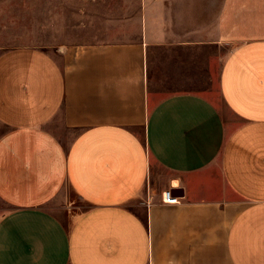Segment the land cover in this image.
<instances>
[{"label": "crops", "instance_id": "crops-1", "mask_svg": "<svg viewBox=\"0 0 264 264\" xmlns=\"http://www.w3.org/2000/svg\"><path fill=\"white\" fill-rule=\"evenodd\" d=\"M122 7L0 52V264H264V0Z\"/></svg>", "mask_w": 264, "mask_h": 264}, {"label": "rangeland", "instance_id": "rangeland-1", "mask_svg": "<svg viewBox=\"0 0 264 264\" xmlns=\"http://www.w3.org/2000/svg\"><path fill=\"white\" fill-rule=\"evenodd\" d=\"M124 1L0 0V52L19 45L55 51L95 37L97 32L102 31L101 37L107 35L113 24L130 17L122 7ZM214 88L210 98L217 101ZM4 209L0 203V213Z\"/></svg>", "mask_w": 264, "mask_h": 264}, {"label": "built area", "instance_id": "built-area-1", "mask_svg": "<svg viewBox=\"0 0 264 264\" xmlns=\"http://www.w3.org/2000/svg\"><path fill=\"white\" fill-rule=\"evenodd\" d=\"M162 202L165 204H179L180 198L177 196H174L171 190H166L162 193Z\"/></svg>", "mask_w": 264, "mask_h": 264}, {"label": "water", "instance_id": "water-1", "mask_svg": "<svg viewBox=\"0 0 264 264\" xmlns=\"http://www.w3.org/2000/svg\"><path fill=\"white\" fill-rule=\"evenodd\" d=\"M176 189H173V190H171L172 191V193L175 191Z\"/></svg>", "mask_w": 264, "mask_h": 264}]
</instances>
